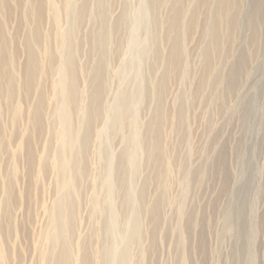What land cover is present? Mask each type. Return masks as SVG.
Listing matches in <instances>:
<instances>
[{"label":"rangeland","instance_id":"374dc122","mask_svg":"<svg viewBox=\"0 0 264 264\" xmlns=\"http://www.w3.org/2000/svg\"><path fill=\"white\" fill-rule=\"evenodd\" d=\"M52 1L55 9L50 10L49 0H0V264H66L68 258L69 264H119L124 256L129 264H264V0L263 19L256 12L261 0L236 1V30L220 41L224 49L230 47L221 54L209 53L206 64L201 61L207 43L202 27L207 8L214 10L206 1L157 0L153 8L151 0ZM234 9L230 7L231 14ZM192 10L195 16L188 23ZM126 11L128 27L121 21ZM176 15L194 29L184 27L180 37L168 35ZM115 21L121 26L115 27ZM31 30L36 39L29 50L37 57L35 63L29 61L25 40ZM65 31L75 33L70 41ZM176 38L182 45L178 50L172 43ZM145 47L149 55L142 59ZM171 48L184 49L186 60L177 63L178 72L174 65L167 67ZM71 50L79 70L75 68V84L70 86L75 94L70 109L77 143L74 140L63 150L76 166L64 170L59 152L64 97L57 71ZM210 62L216 64L215 71L208 69ZM100 64L105 66L104 102L101 115L90 125L86 119L91 112V75ZM200 71L203 76L208 73V81ZM10 78L15 83L8 92ZM160 78L164 80L157 118L160 143L153 161L147 151L155 137L150 139L146 125L157 101L148 90L151 80ZM129 95H134V113L126 111L124 97ZM118 113L123 117L115 119ZM135 145L141 150L138 170L132 165ZM108 190L112 207L107 209ZM129 190L139 195L137 206L127 204ZM62 197L70 218L69 255L61 242L51 244L47 239ZM131 209L137 213L140 241L132 238V224L128 225Z\"/></svg>","mask_w":264,"mask_h":264},{"label":"bare ground","instance_id":"6f19581e","mask_svg":"<svg viewBox=\"0 0 264 264\" xmlns=\"http://www.w3.org/2000/svg\"><path fill=\"white\" fill-rule=\"evenodd\" d=\"M47 1V0H46ZM62 1V0H61ZM63 1H65V0H63ZM151 1H153V3L151 4V6H152V8L155 6V3L157 2V0H151ZM204 1H206L207 3H208V5L209 6H214V10L212 11V9L211 8H207L208 9V13H206V14H208V17L206 18V21H204L205 23V25H203L204 27H202L203 28V31L202 32H204V34L207 36V43L204 45L203 44V47H202V59H201V61L203 60L204 61V63L206 64V60H207V58H208V56H211V55H209V53H211V52H220V54H221V50L223 49V51L225 50V51H227V49L230 47V46H228V48H226V49H224L225 47L224 46H222L221 45V43H220V41H224V39L225 40H227L228 38H230L232 35H233V30H234V32H235V27H236V24H237V18H238V14H237V12H238V10L236 9L237 8V4H236V1L237 0H197V4H203V2ZM239 2H240V0H238ZM258 1V0H257ZM7 2V1H6ZM35 2V1H34ZM49 2H50V4H52V6L54 5V2L52 1V0H49ZM66 2V1H65ZM67 2H69V1H67ZM64 3V2H63ZM240 3H242V1L240 2ZM259 3V2H258ZM33 4V3H32ZM73 4V3H72ZM71 4V5H72ZM3 5V4H2ZM67 5V4H66ZM83 5V4H82ZM81 5V6H82ZM239 5V4H238ZM255 5H257V4H255ZM254 5V6H255ZM43 6V5H42ZM50 6V10L51 9H55V6H53V8H51V5H49ZM65 6V5H64ZM2 7V6H1ZM66 7V6H65ZM83 7V6H82ZM82 7H79V9L78 8H76L77 10H78V12H79V10L82 8ZM102 7V4H101V1L99 2V4H98V9H100ZM230 7H232V8H235L234 10H235V13H233V14H231V12H230ZM61 8H63V5L61 6ZM74 8V7H73ZM256 8H257V10H256V12L257 13H259V15L261 14L260 12H263V0H261L260 1V3L258 4V6H256ZM2 9H3V7H2ZM70 9V8H69ZM4 10V9H3ZM39 10L41 11L42 9H40V7H39ZM60 10H62L63 11V9H60ZM84 10H85V7H84ZM194 10H196V8L194 9ZM194 10H192L191 11V15H189L188 17H187V21H188V23L189 22H191V21H193L192 19V17H193V15L195 16V14H194ZM237 10V11H236ZM255 10V9H254ZM62 11H60V12H62ZM69 11H71V10H69ZM39 12V11H38ZM54 12V11H53ZM64 12V11H63ZM80 12H81V10H80ZM255 12V11H254ZM42 13V11L39 13V14H41ZM76 14H77V11L75 12ZM29 14H31V13H29ZM51 14V13H50ZM53 14V13H52ZM51 14V15H52ZM63 14H65V13H63ZM75 14V19L76 18H80V17H78V15H76ZM62 15V14H61ZM70 15H72V14H70ZM196 15H197V13H196ZM226 15L228 16V15H231V17L230 16H228V18H229V20H228V18H226ZM262 15V14H261ZM26 16V15H25ZM82 16V15H81ZM97 16V15H96ZM179 16V15H178ZM206 16V15H205ZM33 17V16H32ZM38 17V16H37ZM65 16H63V18H64ZM71 16H69V19L71 20V18H73V17H71ZM105 17V14L103 15H101L100 16V18H104ZM122 17V19H121V21H122V23L123 24H125L126 25V22H127V27L128 26H130L129 24H131L130 22V19H129V17H128V13H127V11L124 13V16H121ZM252 17H254L255 18V16H252ZM251 16H250V20H252L251 18H252ZM25 18V17H24ZM39 18V17H38ZM38 18H35V20L37 19L38 20ZM42 17L40 16V18L39 19H41ZM51 18V17H50ZM52 18H54V16L52 17ZM50 19V20H53L54 21V19ZM61 18V17H60ZM254 18H253V20H254ZM26 19H28V18H26ZM33 19V18H32ZM62 19V18H61ZM191 19V20H190ZM196 19H197V17H196ZM256 19V18H255ZM262 19H263V15H262ZM69 20V21H70ZM99 20V19H98ZM204 20H205V18H204ZM77 21H79V20H77ZM76 21V22H77ZM194 21H195V18H194ZM238 21H239V19H238ZM255 21H259L258 19L257 20H255ZM39 22V20L37 21V23ZM71 22H72V20H71ZM75 22V21H74ZM248 22V21H247ZM40 23H41V21H40ZM54 22H52V24H53ZM78 23V22H77ZM79 23H80V21H79ZM114 23H116V21L114 22ZM197 23V22H196ZM251 23V22H250ZM250 23H248V25L250 24ZM0 24H1V22H0ZM122 24V27L124 26L125 28H126V26L125 25H123ZM170 25H169V27H168V29H167V33H168V35H169V33L170 34H175L176 35V37H178L177 35H179V37H180V35H181V30L182 29H184V27H187V29H188V24L186 25V24H184V19H183V16H180V17H178L177 18V15L171 20V23H169ZM39 25V24H38ZM75 25V24H74ZM79 25L80 24H78L77 26L79 27ZM116 25L117 26H115V27H120L121 26V22L120 21H118V23H116ZM251 25V24H250ZM256 25V24H255ZM255 25H253V27H256ZM2 25H0V27H1ZM54 26V25H53ZM70 26H71V24H70ZM111 26V25H110ZM109 26V27H110ZM113 26V25H112ZM192 26H194V23H193V25ZM37 27V26H36ZM38 27H40V26H38ZM191 25H189V29L191 30L193 27H191ZM196 27V26H195ZM70 28V27H69ZM33 29V28H32ZM37 29H39V28H36V31H37ZM75 28H73V31H75L74 30ZM131 29H132V27H131ZM186 28L184 29V30H187ZM188 29V30H189ZM194 29V28H193ZM251 29V28H250ZM56 30H58V29H56ZM59 30H60V28H59ZM63 30L64 29H62V32H63ZM67 30V29H66ZM109 30H110V28H109ZM184 30H183V32H184ZM254 30H256V29H254ZM78 31V30H77ZM76 31V32H77ZM108 31V30H107ZM134 30H132L131 32H133ZM29 32H31L30 33V37H31V39H29L30 37H27L28 39H25V40H27V43H26V41H25V43L27 44V46H26V48L28 49V51H31V50H29L30 49V47L32 46V41H34L35 42V39L36 38H34L35 37V35H34V33H32V30L31 31H29ZM33 32H34V30H33ZM67 31H65V33H66ZM72 31H68V33H66V35H65V37L67 38H65L66 40H71V38H73L72 37V35H73V33L74 32H72ZM145 32H146V30H145ZM202 32H200L201 34H202ZM54 33V32H53ZM56 33H57V31H56ZM60 33V32H59ZM59 33H57V35L56 36H58L59 35V37H60V34ZM134 33V32H133ZM185 33V32H184ZM188 33V32H187ZM252 33V32H251ZM250 33V34H251ZM29 34V33H28ZM28 34L26 35V36H28ZM39 34V33H38ZM37 34V35H38ZM63 34V33H62ZM75 34V33H74ZM145 34H147L148 35V33H145ZM254 34V33H253ZM64 35V34H63ZM62 35V36H63ZM146 35V36H147ZM166 35V34H165ZM185 35V34H184ZM39 36V35H38ZM75 36V35H74ZM171 36V35H170ZM182 36V35H181ZM186 36V35H185ZM64 37V36H63ZM166 37V36H165ZM171 37H173V36H171ZM252 37V36H251ZM106 38H107V34H106V32L103 30V31H101V33H100V41H101V44L104 46V44H105V40H106ZM169 38V37H168ZM253 38V37H252ZM5 39H9V38H5ZM58 39V38H57ZM61 39V38H60ZM251 39V38H250ZM255 39V38H254ZM54 40V39H53ZM65 40V42H67ZM165 40H166V38H165ZM175 40V39H174ZM173 40V44H174V42H176L173 46H174V49L175 50H178L182 45L180 44V42L179 41H177V40H179V39H177L176 38V40L174 41ZM181 40V39H180ZM252 40V39H251ZM7 41V40H6ZM9 41V40H8ZM7 41V42H8ZM37 41V40H36ZM39 41H41V39L39 40ZM38 41V42H39ZM59 41V40H58ZM68 41V42H69ZM73 42H74V40H72ZM71 41V44L73 43ZM201 41V40H200ZM229 41V40H228ZM232 41V40H231ZM253 41V40H252ZM251 41V42H252ZM38 42H36V44L38 43ZM59 42H61V40L59 41ZM93 42V41H92ZM91 42V43H92ZM203 42V41H202ZM202 42H201V44H202ZM233 42V41H232ZM232 42H231V44H232ZM56 43H58V42H56ZM64 43V42H63ZM70 43V42H69ZM171 43V42H170ZM253 43V42H252ZM251 43V44H252ZM34 44V43H33ZM35 44V45H36ZM70 44V45H71ZM75 44V42L72 44V45H74ZM97 44V39L95 38V41H94V43H93V47L95 46ZM200 44V45H201ZM224 44V43H223ZM229 44V43H228ZM247 44H248V42H247ZM38 45V44H37ZM58 45V44H57ZM62 45V44H61ZM67 45V44H66ZM72 45H71V47H72ZM60 46V45H59ZM170 46V45H169ZM168 46V47H169ZM35 46H33V47H31L32 49L34 48ZM50 46H48V47H46L45 49H47V48H49ZM61 47V46H60ZM70 47V48H71ZM172 47V46H171ZM197 47V46H196ZM199 47V46H198ZM224 47V48H223ZM227 47V46H226ZM73 48V47H72ZM26 49V50H27ZM62 49V48H61ZM65 49L67 50L68 49V46L66 47L65 46ZM231 49V48H230ZM73 50H74V48H73ZM173 49L171 48L170 49V52L169 51H167L168 53H170L169 55H167V59L169 60V66H167L168 68L170 67V66H172V65H174V69H176L175 67L177 66V63H180V60L182 59V61L183 60H186V59H184V55L182 54V52H184V49H180L178 52H173L172 51ZM181 50H183V51H181ZM35 51V50H34ZM49 51H51V49L49 50ZM48 51V52H49ZM55 51V50H54ZM228 51H230V50H228ZM34 52L33 51H31L30 52V54H29V52H28V54H29V61L31 62V63H35V61H36V59H37V57H36V59H35V56H34V54H33ZM37 53V52H36ZM54 53V52H53ZM53 53H51L52 55H53ZM55 53H57L56 51H55ZM54 53V54H55ZM59 53V52H58ZM61 53V52H60ZM64 53H65V51H64ZM225 53V52H224ZM229 53V52H228ZM28 54H27V56H28ZM62 54V53H61ZM186 54V53H185ZM222 54H223V52H222ZM226 54V53H225ZM224 54V55H225ZM65 56H63V59H62V63H61V65L60 66H58L59 68H58V71H57V75H58V86H59V88H60V92H61V94L63 95V97H64V103H63V105H62V107H61V126H62V132H61V137H60V141H61V148H60V154L61 155H63V164H64V170H65V168L67 167V166H76V164H74L73 162H72V165H71V162H70V160L67 158V154H65V152H64V150L63 149H65L66 148V146L68 145V144H70V143H73L74 142V140H75V142H76V139H75V132H74V130H76V128L75 129H73V126H72V119H71V109H70V103H71V101L74 99V97H75V94H74V92H73V90L71 89V87L70 86H73L74 84H75V70L77 69V67L75 66V57H74V52H72V50L70 51V52H68V54L66 55V54H64ZM149 55V53H148V48L147 47H145V49L143 48V53H142V59H143V56H148ZM223 55V56H224ZM228 55V54H227ZM53 56H55V55H53ZM220 56V55H219ZM226 56V55H225ZM229 56V55H228ZM12 57V56H11ZM59 56H56V58H58ZM10 58V57H9ZM9 58H8V60H9ZM146 58V57H145ZM216 58V57H215ZM219 58V57H218ZM11 59V58H10ZM28 59V58H27ZM55 59V58H54ZM54 59H52L53 61H55ZM135 59H138L137 57L135 58ZM210 59V58H209ZM208 59V60H209ZM212 59H213V57H212ZM7 60V61H8ZM60 60V59H59ZM216 60V59H215ZM14 61V60H13ZM37 61H39V60H37ZM52 61V62H53ZM139 61V60H138ZM210 61H211V59H210ZM212 61H214V60H212ZM240 61V60H239ZM30 62L28 63V61H27V63L30 65ZM140 62V61H139ZM168 62V61H167ZM242 62V61H241ZM7 63V62H6ZM13 63H15V62H13ZM37 63V62H36ZM56 63V62H55ZM59 63V62H58ZM211 63V62H210ZM214 63H215V61H214ZM237 63H238V61H237ZM8 64H12V60H11V63L9 62ZM38 64V63H37ZM51 64H54V62L53 63H51ZM77 64V63H76ZM137 64V63H136ZM182 64H183V62H182ZM209 63H207V65H208ZM28 65V66H29ZM56 65V64H55ZM55 65H53V66H55ZM59 65V64H58ZM207 65L206 66H204L205 67V69H206V67H207ZM213 65H216V64H213V63H211V67H208V69L209 68H211L213 71H215L216 70V67H214ZM237 65V64H236ZM8 67H10L9 69H11V67L12 66H9V65H7ZM14 66H15V64H14ZM13 66V67H14ZM39 66V65H38ZM208 66H210V64L208 65ZM26 67H27V64H26ZM25 67V68H26ZM30 67H32V66H29V68ZM35 68L37 67V66H34ZM50 67V66H49ZM166 67V66H165ZM201 67V66H200ZM240 67V66H239ZM15 68V67H14ZM14 68H12V69H14ZM29 68H27V69H29ZM51 68H52V66H51ZM76 68V69H75ZM105 68V66L103 65V64H100L97 68H95V70L93 71V73H92V75H91V94H90V101H91V112H90V115H88L87 116V124H89L90 123V125L91 124H93V122L96 120V118H98L100 115H101V112H102V105H103V102L104 101H102V99H103V91H102V85H103V77H102V72H103V69ZM167 68V69H168ZM34 69V68H33ZM53 69V68H52ZM51 69V70H52ZM55 69V68H54ZM207 69V70H208ZM232 69V68H231ZM234 69V68H233ZM232 69V70H233ZM32 70V69H31ZM31 70H29V72L28 73H30L31 72ZM38 70H40V67H39V69ZM173 70V69H172ZM177 70V69H176ZM180 70V69H179ZM202 70V72H203V68L201 69ZM210 70V69H209ZM237 70V69H236ZM28 71V70H27ZM32 71H34V70H32ZM40 71H42V69L40 70ZM55 71V70H54ZM77 71L79 72V70L77 69ZM77 71H76V73H77ZM107 71V70H106ZM168 71V70H167ZM218 71H220V70H218ZM217 71V72H218ZM235 71V70H234ZM234 71H232L233 73H232V75L234 74ZM165 72H166V70H165ZM177 72H178V70H177ZM201 71H200V73H202ZM217 72H215L216 74H217ZM237 72V71H236ZM235 72V73H236ZM15 73V72H14ZM14 73H13V75H14ZM28 73H26V74H28ZM55 73H56V71H55ZM209 73H211V72H209ZM215 73L213 72L212 74L213 75H215ZM221 73V72H220ZM230 73V72H229ZM228 73V74H229ZM238 73V72H237ZM9 74V73H8ZM25 74V75H26ZM205 74V73H204ZM10 75V74H9ZM29 75V74H28ZM32 75V74H31ZM52 75H53V73H52ZM177 75V74H176ZM200 75H202L203 76V73L202 74H200ZM208 73H206L205 74V76H203V79H204V77H205V79L206 78H208ZM210 75V74H209ZM220 75H222V74H220ZM230 75H231V73H230ZM229 75V76H230ZM33 76H34V74H33ZM54 76V75H53ZM79 75H78V73H77V77H78ZM201 76V77H202ZM228 76V75H227ZM8 77V76H7ZM26 77L27 76H25V78H24V80L26 79ZM29 78H30V76H28ZM76 77V78H77ZM80 77V76H79ZM182 77V76H181ZM212 77V76H211ZM211 77H209V78H211ZM214 77V76H213ZM216 77H218V75L216 76ZM14 78V77H13ZM13 78H10L9 80H7L8 82H7V91L8 92H11V90H13L12 88L14 87V83H15V80L13 79ZM16 78V77H15ZM29 78H27V79H29ZM34 78V77H33ZM139 78H141V76H139ZM139 78H138V80H137V82H139L140 83V81L141 80H139ZM220 78H221V76H220ZM230 78V77H229ZM199 79V78H198ZM202 79V80H203ZM223 79H224V77H223ZM222 79V80H223ZM235 79V78H234ZM16 80H18V79H16ZM76 80H78V79H76ZM80 80V79H79ZM78 80V81H79ZM207 80V79H206ZM211 80V79H210ZM209 80V81H210ZM215 82L217 83V79L215 78ZM220 80V79H219ZM231 80V79H230ZM26 81V80H25ZM77 81V82H78ZM153 80H151V83H150V90H148V92L153 96V98L157 101V103H156V108L154 109V111L152 112V115H151V118H150V120L148 121V123H147V125H146V131L148 132V134H149V136H150V139H151V137H152V135L155 137V139H154V145H152L151 146V148H150V146L148 147V151H147V157L150 159H152L153 161L155 160V158L157 157H155V155H154V153H155V150L157 151V149H158V147H159V141H160V136H159V132H158V126H157V124H158V122H157V118H158V113H159V111H158V108H159V104L162 102V92H161V87H162V85H163V83H164V80H163V78H160L158 81H155V82H152ZM204 81V80H203ZM208 81V80H207ZM214 80H212V82H213ZM17 82V81H16ZM29 81H27V83H28ZM136 82V83H137ZM200 82V81H199ZM199 82H197V84L199 83ZM206 82V81H205ZM211 82V83H212ZM225 82H227V81H225ZM22 83H23V81H22ZM142 83V82H141ZM215 83V84H216ZM25 84V83H24ZM23 84V85H24ZM29 84H30V82H29ZM77 84V83H76ZM232 84L233 83H231V86H232ZM16 85V84H15ZM28 85V84H27ZM142 85V84H141ZM140 85V86H141ZM194 85V84H193ZM216 85H218V84H216ZM215 85V86H216ZM226 85V84H225ZM17 86V85H16ZM15 86V87H16ZM31 86V85H30ZM136 86V85H135ZM143 86H144V84H143ZM199 86V85H198ZM75 87V86H74ZM78 88H79V85L77 86ZM200 87H201V85H200ZM199 87V88H200ZM229 87V86H228ZM233 87V86H232ZM6 88V87H5ZM26 88V87H25ZM29 88V87H28ZM140 88V87H139ZM191 88H192V86H191ZM205 86H204V90H205ZM133 89H135V87L133 88ZM198 89V88H197ZM202 89V88H201ZM232 89V88H231ZM16 90V89H15ZM90 90V89H89ZM136 90H137V87H136ZM142 90H144L145 91V89H144V87H143V89ZM199 90V89H198ZM198 90H195V91H198ZM131 91H132V89H131ZM147 91V90H146ZM163 91H164V89H163ZM200 92H201V90H199ZM15 92V91H14ZM140 92H141V90H140ZM58 93V92H57ZM132 93H134V90L132 91ZM131 93V94H132ZM137 93H139V90H138V92ZM10 94V93H9ZM127 94H128V92H127ZM135 94V93H134ZM138 95V94H137ZM216 96V95H215ZM61 97V96H60ZM79 97V96H78ZM133 97H134V95H133ZM133 97L131 96V95H129V96H127V97H124L125 99H126V103L128 104V108L126 109V111L127 110H131L133 113L135 112V109L133 108L134 107V105H133ZM139 98H141V97H139ZM213 98V97H212ZM217 98V97H216ZM62 99V98H61ZM41 100V99H40ZM76 100H78V99H76ZM56 101V100H55ZM61 101V100H60ZM74 102H77V101H74ZM73 102V103H74ZM79 102V101H78ZM216 102H217V100H216ZM216 102H215V105H216ZM37 104V103H36ZM61 104V103H60ZM79 104H80V102H79ZM40 105V104H39ZM73 105V104H72ZM81 106V105H80ZM82 107V106H81ZM131 107H132V109H131ZM135 107H137L138 108V106H135ZM39 109H40V107H38ZM77 108V107H76ZM78 109V108H77ZM80 109V108H79ZM38 110V109H37ZM57 110V109H56ZM39 111V110H38ZM80 111H81V109H80ZM80 111L78 112V113H80ZM104 112V111H103ZM127 113V112H126ZM131 113V112H130ZM38 114V112L35 114V115H37ZM121 114L122 113H118L117 114V116H116V118L115 119H119V117H123V116H121ZM33 115V114H32ZM35 115H34V117H35ZM79 115V114H78ZM84 115V114H83ZM133 115V114H132ZM128 116H129V114H128ZM82 116H80V119L82 120H85V115H84V117L83 118H81ZM105 119V118H104ZM122 120V119H121ZM100 121V120H99ZM116 121H118V120H116ZM137 125V124H136ZM75 126H77V125H75ZM118 127V126H117ZM91 128H92V126H91ZM137 131V130H136ZM138 132V131H137ZM141 133V132H140ZM133 135V134H132ZM139 135V134H138ZM79 139V138H78ZM133 139V138H132ZM79 141V140H78ZM84 142V141H83ZM77 143V142H76ZM75 143V144H76ZM137 143V142H136ZM74 144V143H73ZM134 144V143H133ZM140 144V143H139ZM142 145V144H141ZM147 145V144H146ZM136 146V145H135ZM138 146V145H137ZM136 146V152L133 154L134 155V157L132 156V165H133V167L134 168H136L137 170H138V160H139V147H137ZM69 147V146H68ZM74 147V146H73ZM163 147V146H162ZM142 149V148H141ZM68 150V149H67ZM135 151V150H134ZM140 152H141V150H140ZM102 153V152H101ZM123 153V152H122ZM80 154H81V152H80ZM161 154V153H160ZM159 154V155H160ZM79 155V154H78ZM123 155H125V154H123ZM140 155H142V153L140 154ZM161 156V155H160ZM146 157V158H147ZM80 158V157H79ZM148 159V160H149ZM61 160V159H60ZM120 161V160H119ZM78 162V161H77ZM130 163H131V160H130ZM74 164V165H73ZM80 164V163H79ZM71 169V168H70ZM169 169V168H168ZM77 170V169H76ZM78 171H79V168H78ZM131 172V171H130ZM188 177L186 176V182H188ZM58 183V182H57ZM60 183V182H59ZM67 184H68V181H67ZM62 185V184H61ZM64 187H66V183H65V186ZM108 189V188H107ZM133 191V190H132ZM132 191H130L129 190V192H128V195H127V204L128 205H138V203H139V201H140V198H138V196L137 195H135L134 194V192H132ZM66 193V192H65ZM111 194H112V191L111 190H108V193H107V195H106V204L107 205H110V206H107V209L109 208V207H112V203H111ZM66 195V194H65ZM97 200V199H96ZM64 201H65V198L64 197H62L60 200H59V202H58V204H57V206H56V212L54 213V214H56L55 215V217L54 218H52L53 219V222H51V223H53V227H52V229L50 230V232H48V234H47V239L49 240V243H51V244H59V242H61V245H62V250L64 251V253L66 252V254H68L69 255V247H68V243H69V241L71 240V237H70V235H71V231H69L70 230V218H68V216H66V214L64 213L65 212V203H64ZM104 201V202H105ZM133 208V207H132ZM155 208H156V210H157V205H155ZM99 209V208H98ZM134 209V208H133ZM148 210V209H147ZM131 211H132V209H131ZM145 211H146V209H145ZM132 213H133V217H132V221H131V223L130 224H128L129 225V227H130V225H131V230H132V238H135L136 240H138V241H140L139 239H141V232H140V230H139V228H138V226H137V213H136V210L135 211H132ZM53 215V214H52ZM165 219V218H164ZM114 222V221H113ZM133 222V223H132ZM160 229V228H159ZM113 231V230H112ZM155 234V233H154ZM153 236H155V235H152V237H151V239L153 238ZM154 239V238H153ZM156 239V238H155ZM155 239H154V241H155ZM135 240V241H136ZM179 240V246H181L182 248L184 247V238L180 235V238L178 239ZM115 241H117V239L115 240ZM112 242V241H111ZM116 243V242H115ZM113 244V243H112ZM111 245V244H110ZM113 247V246H112ZM116 247V246H115ZM116 250V249H115ZM114 252H116V251H114ZM124 252V251H123ZM110 255H111V249H108V252H107V254H106V261H108L109 260V258H110ZM71 259V258H70ZM66 262V264H69V258L65 261L64 260V263ZM109 262V261H108ZM58 264H62V261H59L58 262ZM119 264H129V260H128V258L126 257V256H124V257H122V259H121V262L119 263Z\"/></svg>","mask_w":264,"mask_h":264}]
</instances>
